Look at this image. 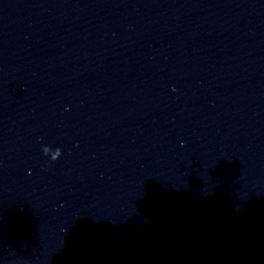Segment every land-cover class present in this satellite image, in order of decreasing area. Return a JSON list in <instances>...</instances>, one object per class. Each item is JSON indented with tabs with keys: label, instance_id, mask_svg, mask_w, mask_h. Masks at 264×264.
Segmentation results:
<instances>
[{
	"label": "clouds",
	"instance_id": "clouds-1",
	"mask_svg": "<svg viewBox=\"0 0 264 264\" xmlns=\"http://www.w3.org/2000/svg\"><path fill=\"white\" fill-rule=\"evenodd\" d=\"M53 160H55V157L53 158Z\"/></svg>",
	"mask_w": 264,
	"mask_h": 264
}]
</instances>
